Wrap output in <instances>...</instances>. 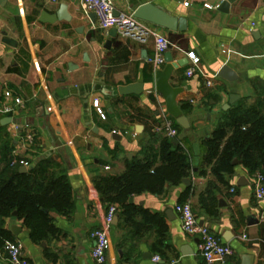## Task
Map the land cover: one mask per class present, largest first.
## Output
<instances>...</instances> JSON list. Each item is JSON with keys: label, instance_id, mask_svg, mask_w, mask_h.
Wrapping results in <instances>:
<instances>
[{"label": "crops", "instance_id": "crops-1", "mask_svg": "<svg viewBox=\"0 0 264 264\" xmlns=\"http://www.w3.org/2000/svg\"><path fill=\"white\" fill-rule=\"evenodd\" d=\"M110 1L115 14L133 15L140 6L152 4L187 20L184 33L156 28L172 45L164 65L151 63L152 37L144 42L118 33L111 37L112 29L100 30L81 0H0V40L15 43L0 44V110H11L0 113V181L28 176L52 161L50 172L66 176L74 204L69 216L50 213L56 233L41 244L31 241L17 215L4 220V229L21 242L29 264H94L90 234L102 228L108 208L114 206L117 215L108 230L105 264H207L199 253V239L183 232L176 212V206L189 202L199 224L232 249L227 264H264V199L253 194L259 174L250 175L240 162L225 177L226 185H219L216 215L199 204L214 180L204 163L205 142L227 114L264 109V0H237L227 13L218 10L224 0ZM58 12L63 20L41 22ZM188 54L199 59L203 74L215 76L210 87L200 74L185 76L191 65ZM169 59L182 63L169 84L180 90L177 105L190 124L172 140L189 155L192 172L189 186L184 179L166 184L160 195L129 197L127 204L137 213L157 216L164 226L158 236L148 221L140 227L145 235L135 239L128 234L121 205L102 201L94 181L122 174L127 162L142 161L143 148L158 145L154 139L163 137L155 134V126L164 118L173 123L154 87L156 72ZM223 65L236 74L234 81L217 76ZM135 83L144 85L140 96L117 95L118 87ZM15 98L22 105H15ZM8 118L11 122L1 126ZM225 131L230 135L232 129ZM159 165L158 160L155 167ZM142 221L136 216V224ZM0 264H9L3 247Z\"/></svg>", "mask_w": 264, "mask_h": 264}, {"label": "trees", "instance_id": "trees-1", "mask_svg": "<svg viewBox=\"0 0 264 264\" xmlns=\"http://www.w3.org/2000/svg\"><path fill=\"white\" fill-rule=\"evenodd\" d=\"M173 125L180 133L181 128L174 120ZM228 127L232 129L230 135L225 131ZM154 140L158 145L145 146L142 161L127 162L122 174L103 175L94 181L102 201L121 205V216L127 222L128 234L135 239L145 235L147 231L140 230V227L148 221L155 225L158 236L163 233L164 226L157 216L137 213L133 205L127 204L129 197L144 193L160 195L166 184L181 183L192 172L184 148L174 145L173 140L166 137ZM205 146L204 163L210 166L214 180L208 182L201 193L199 204L209 215H216L219 185H226L225 177L233 175L234 161L241 162L250 175L264 177V109L227 114L225 122L216 126ZM158 160L160 165L155 167ZM53 167L52 161H47L28 176L16 175L9 181H0V247L14 241L11 233L4 229V220L14 213L29 229L34 244H41L56 233L50 213L63 216L72 213L74 204L69 182L65 175L50 172ZM31 180L33 187L30 186ZM136 216L143 221L136 224ZM45 256L52 259L47 251Z\"/></svg>", "mask_w": 264, "mask_h": 264}, {"label": "built area", "instance_id": "built-area-1", "mask_svg": "<svg viewBox=\"0 0 264 264\" xmlns=\"http://www.w3.org/2000/svg\"><path fill=\"white\" fill-rule=\"evenodd\" d=\"M81 3L88 12L96 16L97 27L100 30L115 29L120 37L131 38L139 42H144L145 38L152 37L154 40L155 58L151 63L155 66L164 65V56L172 45L165 36L157 31L156 27L137 20L133 15L118 14L116 16L110 0H81ZM187 57L191 65L186 70L185 76L191 78L195 74H200L207 79L206 85L210 87L215 76L209 77L203 74L199 69V59L193 54H188ZM6 98H10L9 93L6 94ZM14 103L15 105H22V101L18 98L14 99ZM94 104L97 106V102ZM10 111L8 107H3L0 113L6 114ZM154 132L169 139L176 138L179 135L172 121L167 118H164L162 122L155 126ZM253 194L257 200L264 199V177L260 174L255 178ZM176 212L179 216L183 232L190 236H196L199 239V253L203 260L207 264H227V259L233 255L232 249L221 243L209 229L199 224L192 205L189 202L179 204L176 206ZM116 215L117 208L114 206L109 207L105 214L102 228L94 230L90 234L93 240L90 256L94 264H105L107 262V251L110 246L108 230ZM3 250L9 264H29L23 254L21 242H6ZM158 261L159 258L155 257L154 262Z\"/></svg>", "mask_w": 264, "mask_h": 264}, {"label": "water", "instance_id": "water-1", "mask_svg": "<svg viewBox=\"0 0 264 264\" xmlns=\"http://www.w3.org/2000/svg\"><path fill=\"white\" fill-rule=\"evenodd\" d=\"M237 0H224L219 6L218 10L223 13H227L229 10V6L235 3ZM63 12V9L60 10ZM58 12L55 16H51L50 18L46 17V20H41L43 23L54 24L56 21H61L60 13ZM264 14V12H263ZM116 16L118 14H115ZM133 16L146 24H149L153 27L173 32V33H184L187 31V20L185 18H175L171 16L169 13L164 11L162 8L156 7L152 4H146L140 6L135 10ZM45 18V16L43 17ZM96 18V16H95ZM65 20V19H64ZM117 31L112 29L110 33L111 37L116 36ZM255 38L258 37V34L253 35ZM1 45L15 47V43L13 40L2 38L0 40ZM166 67L161 70L157 71L155 75L154 87L156 92L161 96L164 101L165 109L167 114L175 120V123L184 131L189 130L190 124L186 116H184L177 105V97L180 94V90L173 89L169 84V78L172 72L177 69L179 66H182L181 62L177 64H172L171 59L167 60ZM217 76L225 81L232 82L236 79V74L227 66L223 65ZM97 84L103 85V82H98ZM143 83H135L128 86H121L117 88V95L120 97H127V96H140L143 93ZM101 92L105 95L109 94V96L114 97L116 94L114 92L107 93L105 90H101ZM232 102V98L230 99V103ZM11 122L8 118L1 122V126ZM177 142L175 141V144ZM239 161H234L233 165H239ZM186 186H189V180H184L183 182ZM132 202V199H130ZM220 206H223L222 202H220ZM13 215H16L15 213ZM12 232L15 234V228H12ZM84 264V263H81ZM249 264V263H248Z\"/></svg>", "mask_w": 264, "mask_h": 264}]
</instances>
